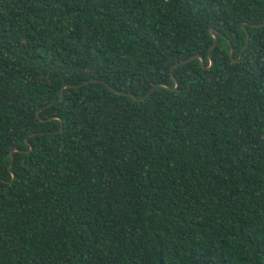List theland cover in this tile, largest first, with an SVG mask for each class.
I'll use <instances>...</instances> for the list:
<instances>
[{
	"label": "trees",
	"instance_id": "1",
	"mask_svg": "<svg viewBox=\"0 0 264 264\" xmlns=\"http://www.w3.org/2000/svg\"><path fill=\"white\" fill-rule=\"evenodd\" d=\"M0 264H264V0H0Z\"/></svg>",
	"mask_w": 264,
	"mask_h": 264
},
{
	"label": "water",
	"instance_id": "2",
	"mask_svg": "<svg viewBox=\"0 0 264 264\" xmlns=\"http://www.w3.org/2000/svg\"><path fill=\"white\" fill-rule=\"evenodd\" d=\"M210 32L212 33V35H213V37H214V42H213V44L211 45V48L215 45V43H216V41H217V35H216V33H214L213 32V30L212 29H210ZM248 42H249V34H248V32H247V39H246V43H245V46L248 44ZM232 55H233V50H232V48H231V50H230V57L232 58ZM198 55H193V56H190L189 58H187V59H185V60H182L181 62H187V61H189V60H191L192 58H194V57H197ZM241 56V54L239 55V57ZM199 58H200V61H201V64H202V66L203 67H205V65H204V60H203V58L201 57V56H198ZM236 60H238V58L236 59ZM178 63H180V62H177L176 64H178ZM210 65H212V61L210 60V63H209V66ZM171 69H172V67H171ZM175 81H176V86H177V84H178V82H177V80L175 79ZM159 84H156V85H154V86H152L151 88H150V90L142 97V98H140L139 100H143V99H145L146 97H148L150 94H151V92L158 86ZM68 86V85H67ZM119 93H125V92H119ZM128 94H130V93H128ZM132 97H134L132 94H130ZM62 98V93H61V95H60V97H59V99H61ZM135 98V97H134ZM12 178H14V176L12 177Z\"/></svg>",
	"mask_w": 264,
	"mask_h": 264
}]
</instances>
